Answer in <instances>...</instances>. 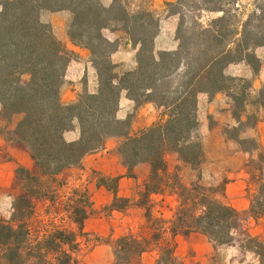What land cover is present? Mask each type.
<instances>
[{"label":"trees","instance_id":"trees-1","mask_svg":"<svg viewBox=\"0 0 264 264\" xmlns=\"http://www.w3.org/2000/svg\"><path fill=\"white\" fill-rule=\"evenodd\" d=\"M221 1L168 3L171 7L187 2L192 11L198 7L218 14L204 23L196 16L189 25L181 21L176 30L177 47L157 50L159 20L150 10L130 11L125 0H112L109 5L103 0H0V121L6 123L1 132L8 140L26 145L38 168L33 172L19 167L21 183L42 186V181H53L65 169L81 166L88 154L101 150L111 137L124 138L117 152L130 176L137 177L138 164L150 166L131 197L119 196L118 178H111L116 183L112 210L142 207L147 222L159 225L151 237L131 231L114 242L106 240L109 245L113 243L117 264L152 249L158 250L156 264H181L175 254L174 237L195 231L207 235L215 245L230 244L239 230L250 243L263 244L250 233L246 218L264 216V153L258 137L239 136L240 127H233L231 137L242 150L257 152L260 161L253 166L258 173L252 174V180L262 183L245 212L215 196L213 188L201 182L202 173L197 180L184 183L180 166L170 170L166 160V152L173 151L183 164L194 169L203 165L197 111L201 92L211 97L227 92L237 106V122H244L242 114L252 82L229 75L226 69L230 64L246 62L255 74L259 71L255 49L264 46V0L259 10L245 20H236L238 15L222 6ZM44 10L71 12L68 34L75 44L91 51L98 74L96 91L84 90L71 102L63 100L65 72L76 55L41 19ZM105 28L125 30L133 45L139 46L135 68L121 72L113 62L111 54L119 44L103 34ZM123 90L135 102V109L153 103L161 109V118L133 133L135 113L124 119L117 115ZM251 102L258 105V110L264 109V84ZM258 120L259 116H254L248 126L254 127ZM72 130H78L77 138H68ZM227 182L224 177L219 188L222 195ZM166 192L176 194L179 201L170 220L154 214L157 203L153 195ZM31 199L20 196L11 219L0 220V264H78L79 236L85 233L89 206L69 210L76 229L53 224L42 231L33 221L36 208L32 202L39 197ZM51 201L56 203L54 197Z\"/></svg>","mask_w":264,"mask_h":264},{"label":"crops","instance_id":"crops-1","mask_svg":"<svg viewBox=\"0 0 264 264\" xmlns=\"http://www.w3.org/2000/svg\"><path fill=\"white\" fill-rule=\"evenodd\" d=\"M137 1V7L147 6L154 12H160L163 10L167 13L166 3L176 2L177 0ZM111 2L112 0H110V3ZM166 16L169 19L172 18V16L176 17V15L169 14ZM41 19L51 25L56 37L61 40L69 51L76 55L69 61L65 72V81L62 87L63 100L65 102H71L84 90L96 91L99 85L98 74L92 62L91 51L85 46L75 44L68 34L69 25L72 19L71 12L69 10H44L41 12ZM163 21V19L160 20L161 24L159 33L155 38V48L157 50L175 49L178 45V40L175 36L176 24H173L172 26L169 23V32H166ZM103 34L109 40L116 41L119 44L118 48L111 54V59L119 65V70L123 72L135 68L137 65V52L139 46L133 45L127 32L123 29L105 28L103 29ZM234 64H240V62L230 64L226 71H228ZM243 66L247 68V72L250 75L249 77H253V90L255 92L259 91L264 84V60H261L260 69L256 74L253 73V70H251L248 64L243 62ZM234 107L235 104L233 100H231L225 92H218L212 97L205 92L199 93L197 110L199 117L198 132L203 143L204 157L207 153V137L219 132L218 124L223 121H228L229 123L235 122L233 117ZM131 113L137 114V117H134L133 121V133L137 132L139 129L152 125L162 116L161 109L155 107V105L150 102L144 103L138 107V109H135V102L128 97L127 91L123 90L121 92L120 108L117 115L119 118L124 119ZM210 117L215 121L213 128L210 127ZM1 126H3L2 121H0V220L4 217L3 214L9 213L10 215V213L15 210V194L13 192L22 184L21 179L19 178L18 168L22 166L33 172H37L38 170L36 162L31 156L30 149L26 145L8 140L1 132ZM247 133L253 137H258L264 153V109H259V120L254 127L247 130ZM77 137L78 135L74 138ZM123 140V137L109 138L101 150L88 154L83 159L81 166L95 170L97 173L106 177H117L118 195L131 197L135 193L137 185L145 180L149 173L150 166L147 163H140L135 167L137 177L130 176L128 174L127 166L123 164L121 157L117 152V148ZM168 154L169 157L175 158L177 164L183 166L186 165L179 160L177 153L167 151L166 155ZM249 154V152L242 149L236 150L234 152V157L241 158V161L231 169L226 170L223 175L228 178V182L224 186L222 198L240 212L249 210L252 203L253 193L256 191L252 186V174L258 172L256 169L249 166V161L247 159ZM206 157L208 158L207 155ZM213 161H215V159H213ZM167 163L169 169L173 170L172 163ZM142 166L147 167L148 170L147 173L143 175L139 172V169ZM72 168L75 167L67 169ZM88 189L93 191L94 199L97 203L106 205L112 201L108 190L103 185H97V183L90 182ZM162 196L166 197L167 194H162ZM168 196V198L177 199L176 194L169 193ZM113 211L116 212V210ZM125 211L136 214L140 218L144 216L145 213V210L138 206L128 207ZM246 218L250 233L258 237L259 240L264 243V216H261L258 219L248 216ZM134 221H136V219ZM134 221L131 222L134 223ZM104 223V219H99V224L104 225ZM123 223L126 224V218L123 220ZM174 240L176 243L175 254L178 260H188L193 258L207 264L210 263L215 251L217 249L219 250L221 247L215 246L207 235L197 231L192 232L189 235L177 234L174 237ZM155 252V249L143 252L139 257L141 264H154L156 261ZM256 264H264V262L259 259L256 261Z\"/></svg>","mask_w":264,"mask_h":264},{"label":"rangeland","instance_id":"rangeland-1","mask_svg":"<svg viewBox=\"0 0 264 264\" xmlns=\"http://www.w3.org/2000/svg\"><path fill=\"white\" fill-rule=\"evenodd\" d=\"M103 1L105 4L107 3V5L110 4V0ZM262 1L263 0H237L236 3H229L228 0H222L220 3L225 8L230 9L232 13L238 15L236 20H245L248 14L257 12L259 10ZM125 2L127 4V8L130 11H137L139 9L152 11L147 6L137 7V0H125ZM168 3L171 2L166 3L167 13H165L163 10L160 12L152 11L155 17L159 20V29L161 24L160 20H164L163 25L166 32H169V23L172 26L173 24H176L177 30V27L179 24H181V21H184L186 25H189L192 18L196 16L199 17V20L204 23L211 17L218 14L214 12L198 10V7L194 8V11H192L190 10L191 7L186 4L187 2H184L185 6L175 5L171 7L168 6ZM168 14L176 15V17L172 16V18L169 19L166 16ZM255 53L259 57L261 66V60H264V46L256 47ZM244 63L247 64L246 62ZM251 70L253 69L251 68ZM226 73L235 77H242L246 78L247 80H251L253 85V77H249L250 75L247 72V68L243 66V62H240V64H234L228 71H226ZM225 93L231 98V100H233L227 92ZM250 93L251 96L247 100L245 111L242 114L244 122L242 124L237 122V119L234 115V111L237 110V106L233 100L235 104L233 109V117L235 122L229 123L228 121H223L222 123L218 124L219 132L211 134L207 137L208 143L206 144V155L208 158L205 155L204 163L200 169H194L189 165H179L176 163L175 158L169 157V154L166 155V160L167 162L172 163L173 170L180 166L178 171L184 183L189 184L190 182L197 180L198 175L202 173L201 182L208 187H212L213 194L219 198H222L219 188L221 186L225 171L231 169L239 161H241V158L234 157V152L241 149V146L231 137L235 133L233 127H240L239 136L253 137L247 133V130L251 128L248 126V124L254 121V116H259L258 105L251 102L258 91L255 92L251 86ZM247 114H251L252 117L248 119L246 117ZM135 117H137L136 113ZM214 122V119L210 117L211 128H213ZM4 125H6L5 122H3V126ZM77 135L78 130H72L67 134L68 138L70 139H73ZM213 159H215V161H213ZM247 159L251 168L260 162L257 152L250 153ZM147 171V167L144 166L140 167L139 169L141 175L147 173ZM90 182L97 183V185H103L108 190L109 196L113 201L116 183L111 179V177L107 178L97 173L95 170L77 166L75 168L65 170L53 181H42V186L36 182L29 183L25 181L24 184L22 183L21 186H19L13 192L15 194L14 205L15 203H20V196H25L28 200H30L32 196H38L39 199H34L32 202V204H35L34 206L36 208L33 221L34 225L42 231L50 229L53 224H64L76 229V224L70 222L71 212L69 210L73 211L74 206H89V213L84 223L85 233L79 236L81 245L80 251L78 252V264H117L115 262V248L113 247V243L112 245H109L106 243V240L114 242L119 237L131 231L140 236L151 237L152 233L156 232L155 227H158L159 225L157 226L155 223L153 225V223L147 222L145 213L144 216L140 218L136 214L126 212V209H114L116 212L113 211L110 208L112 201L106 205L97 203L94 199L93 191L88 189ZM261 183L262 181L258 182L252 180V186L256 190V194L259 193L258 190ZM169 193L170 192L164 193L167 194L166 197L162 196V194L153 195V198L157 203L154 209V214L156 216H164L167 220H170L173 217L175 207L179 202L178 196L177 199L168 198ZM52 197L55 198L56 203L51 201ZM263 199L264 197L261 198V201ZM13 212H11L10 215L9 213L3 214L4 217L1 220H10L13 216ZM75 216L76 214L74 217ZM125 218L126 224L123 223ZM99 219L105 220L104 225L99 224ZM135 219L136 221H134ZM131 221H134V223ZM164 226L168 227L169 223H165ZM167 236H169V234H167ZM151 242L154 244V241ZM215 246L221 247L219 250L217 249L215 251L210 263L207 264H256V261L259 259L264 262V243L262 245L253 242L250 243L249 239L245 236L242 230H239L234 234V240L230 244H216ZM155 251V259L157 260L159 254L157 249H155ZM140 255L132 257L130 261L124 264H141L139 258ZM179 262L181 264H205L193 258L188 260L180 259ZM154 264H156V261Z\"/></svg>","mask_w":264,"mask_h":264}]
</instances>
